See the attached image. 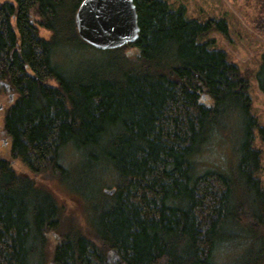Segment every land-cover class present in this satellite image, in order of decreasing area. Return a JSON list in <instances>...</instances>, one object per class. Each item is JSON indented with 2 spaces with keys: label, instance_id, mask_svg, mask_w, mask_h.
<instances>
[{
  "label": "trees",
  "instance_id": "trees-1",
  "mask_svg": "<svg viewBox=\"0 0 264 264\" xmlns=\"http://www.w3.org/2000/svg\"><path fill=\"white\" fill-rule=\"evenodd\" d=\"M81 1L0 0V100L14 95L0 125V264H264L257 121L238 67L197 41L210 21L133 0L138 37L97 49L77 33ZM16 159L56 177L79 211Z\"/></svg>",
  "mask_w": 264,
  "mask_h": 264
},
{
  "label": "rangeland",
  "instance_id": "rangeland-1",
  "mask_svg": "<svg viewBox=\"0 0 264 264\" xmlns=\"http://www.w3.org/2000/svg\"><path fill=\"white\" fill-rule=\"evenodd\" d=\"M171 8L184 7L186 16L200 22L210 21L208 30L197 38L198 42H207L211 49H222L227 60L235 64L241 77L247 81V93L250 98L251 113L255 116L257 125L253 130L252 146L259 150L260 169L257 177L264 188V33L257 29L255 21L264 17V0H165ZM224 22L227 30L223 31L217 23ZM260 26V24H259ZM48 35V31L41 30ZM8 93V92H7ZM7 93L0 100V125L6 108L14 99ZM1 128V127H0ZM0 131V154L8 155V144L5 135ZM4 141V142H2ZM223 150L216 148L210 157L215 162H221ZM71 159L65 153V160ZM11 166L18 172L32 176L38 184L45 185L55 193L56 199L68 212L79 211L81 202L67 188L62 186L57 178L45 174H33L28 171L18 159L11 161ZM49 240L58 241L57 234L49 233Z\"/></svg>",
  "mask_w": 264,
  "mask_h": 264
},
{
  "label": "water",
  "instance_id": "water-1",
  "mask_svg": "<svg viewBox=\"0 0 264 264\" xmlns=\"http://www.w3.org/2000/svg\"><path fill=\"white\" fill-rule=\"evenodd\" d=\"M74 21L79 37L97 49L121 46L135 40L139 33L133 0H82Z\"/></svg>",
  "mask_w": 264,
  "mask_h": 264
}]
</instances>
